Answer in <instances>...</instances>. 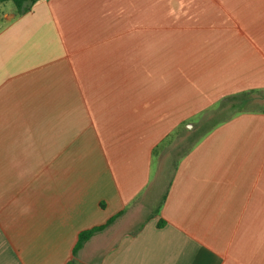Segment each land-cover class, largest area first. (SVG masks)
Instances as JSON below:
<instances>
[{"label": "crops", "instance_id": "1", "mask_svg": "<svg viewBox=\"0 0 264 264\" xmlns=\"http://www.w3.org/2000/svg\"><path fill=\"white\" fill-rule=\"evenodd\" d=\"M7 8L0 264H90L110 232L99 264H264V107L165 155L208 112L238 104L228 98L264 104V0ZM111 219L73 254L81 232Z\"/></svg>", "mask_w": 264, "mask_h": 264}, {"label": "rangeland", "instance_id": "2", "mask_svg": "<svg viewBox=\"0 0 264 264\" xmlns=\"http://www.w3.org/2000/svg\"><path fill=\"white\" fill-rule=\"evenodd\" d=\"M12 3L6 2V3H0V11L3 9H6L8 6H11ZM8 9V8H7ZM258 94L250 93L246 95L245 97H251L255 98ZM260 106L264 107V104L261 103H253V104H247L243 108L236 107L232 111H230V108L228 106H224L216 111L208 112L204 116V124H200L197 128V130H191L190 133L187 130L186 132H182L179 137L176 138L174 143L171 145V148L169 151L165 152L166 157H170L172 162H174L178 156L183 153L186 149H189L192 147L196 139L206 131L208 128H210L213 123L220 119H224L227 117L230 113H234L237 110L240 109H252V108H259ZM170 160V161H171ZM123 229H126L123 228ZM127 230V229H126ZM128 231V230H127ZM116 235V232L114 234L112 232L108 233L105 236H102V241H99V239L95 240V242L90 246V264H99L100 259L102 258L103 254L106 252L108 247L117 240V237L110 238ZM87 250V249H86ZM92 253V254H91Z\"/></svg>", "mask_w": 264, "mask_h": 264}, {"label": "trees", "instance_id": "3", "mask_svg": "<svg viewBox=\"0 0 264 264\" xmlns=\"http://www.w3.org/2000/svg\"><path fill=\"white\" fill-rule=\"evenodd\" d=\"M6 2L12 3V5L15 8L16 15L19 16V15L24 14L29 9V7L34 3V0H0V3H6ZM246 95H248V94L242 93V94H239L236 98H228V99H231L233 101H238V104H236V103L232 104L230 106V108L233 109V108L245 105L246 102H245L244 98ZM224 106H225V103L222 104V106L220 108H222ZM216 110H218V109H216ZM113 221H114V219H111L103 226L95 227V228H92L90 230H86V231L81 232L78 235V240H77L76 245L74 247L73 254H76L82 248L84 243L87 242L93 235H95L96 233L102 232L111 223H113Z\"/></svg>", "mask_w": 264, "mask_h": 264}]
</instances>
